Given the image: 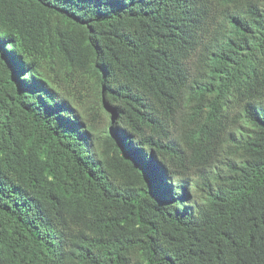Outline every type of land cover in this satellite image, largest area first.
Listing matches in <instances>:
<instances>
[{
  "label": "trees",
  "instance_id": "1",
  "mask_svg": "<svg viewBox=\"0 0 264 264\" xmlns=\"http://www.w3.org/2000/svg\"><path fill=\"white\" fill-rule=\"evenodd\" d=\"M0 264H264V0H0Z\"/></svg>",
  "mask_w": 264,
  "mask_h": 264
}]
</instances>
